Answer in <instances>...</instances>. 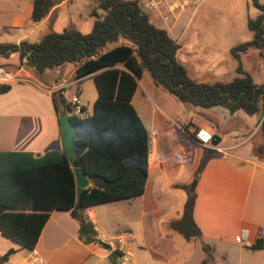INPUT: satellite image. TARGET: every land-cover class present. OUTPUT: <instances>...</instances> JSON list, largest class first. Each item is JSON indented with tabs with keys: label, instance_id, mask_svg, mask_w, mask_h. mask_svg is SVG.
<instances>
[{
	"label": "crops",
	"instance_id": "1",
	"mask_svg": "<svg viewBox=\"0 0 264 264\" xmlns=\"http://www.w3.org/2000/svg\"><path fill=\"white\" fill-rule=\"evenodd\" d=\"M21 1L23 16L14 15L13 23L3 27L7 33L13 30L20 33L11 45H18L22 41L35 43L46 33L64 29L89 33L94 23L91 11H101L96 9L94 0H85L88 21L84 28L77 23L74 11H63V7L74 0H56L47 16L39 23H33L29 19L33 0ZM137 1L142 10L147 9L146 15L153 25L166 30L178 44L186 40L190 17L182 27L178 22L184 15L193 12L189 0L180 3L176 0ZM1 42L10 44L8 41ZM181 52L180 47L176 59ZM257 52L264 60V51ZM182 60L177 59L187 70ZM18 64L20 60L17 54L0 57V67L7 70L14 71ZM75 69L72 64L55 67L42 74L31 69L34 84L11 83L9 91L0 94V159L14 158V154L42 155L50 143L59 142L58 118L63 108L58 103L54 104L53 96L44 88L76 80ZM145 74L148 73H144L140 80L146 81L151 96L147 95L145 89L139 88V80L131 104L148 135L147 177L140 197L103 204L120 207L119 224L113 230L114 236L107 238L103 234L97 235L100 244L83 243L78 239L77 220L69 212L52 211L32 250L20 247L0 232V256L13 250L7 260L0 264H109L112 252L110 244L117 250L129 253L131 260L133 253L125 251L128 245L133 244L131 232H140L134 239L139 241L148 260L158 264H200L205 256L201 244L213 247V264H264V249H250L257 239L264 238V158L254 155L255 144L251 138H234L240 132L251 131L250 128L240 129L233 124L235 131L232 140H229L223 135L225 132L219 121L231 123L235 118L238 122L242 121V116L238 114L241 111L230 114L225 110L226 114L215 107L202 109V112L199 110L201 108L182 103L184 116H179L175 107L159 103L158 91L161 90ZM71 88L74 87L62 91L65 101ZM86 106L83 114L90 116L92 111L88 113ZM255 123L252 128L257 125L256 120ZM197 131L220 137V150L202 147L195 138ZM205 153L208 155L207 161L198 179H195L194 174ZM194 180L196 198L193 218L202 237L200 240H186L170 228V223L180 218L186 200L185 191L178 186L190 187ZM103 205L85 211L97 234L108 232L107 225L114 226L115 223V219L105 214V208L99 207ZM122 233H129L126 238L129 241L121 238ZM242 235L245 236L243 239Z\"/></svg>",
	"mask_w": 264,
	"mask_h": 264
},
{
	"label": "trees",
	"instance_id": "2",
	"mask_svg": "<svg viewBox=\"0 0 264 264\" xmlns=\"http://www.w3.org/2000/svg\"><path fill=\"white\" fill-rule=\"evenodd\" d=\"M94 1L96 9L105 14L101 17L91 11L94 23L89 33L64 29L46 33L35 43L0 44V57L17 54L20 62L26 59L37 74L75 65L78 83L91 76L97 92L90 116H70L76 131L74 160L61 151L58 141L50 143L42 155L14 154L15 159H0V232L28 250L35 247L52 211L69 212L78 222V239L88 244L98 241L85 215L88 208L129 201L143 194L148 135L131 99L144 73L180 103L201 109L221 107L230 114L241 111L247 116L258 115L263 143L255 144L253 153L264 158V86L256 85L240 62V56L250 49L264 51V4L251 0L258 12L246 22L252 38L229 50L237 62L236 75L230 81L208 85L188 76L176 59L179 44L149 21L137 0ZM53 5L54 0H33L30 21H42ZM9 89V84H1L0 94ZM53 101L63 108L60 116L69 113L62 91L53 95ZM207 158L205 153L195 179ZM74 167H82L92 178L91 185L78 197ZM178 187L185 191L186 200L180 218L172 221L170 228L186 240H200L202 234L193 218L195 192L186 185ZM201 249L205 256L200 264H213V247L201 244ZM250 249H264V238L257 239ZM114 252L119 258L120 253ZM12 253L8 250L0 256V262ZM110 260L117 264V260Z\"/></svg>",
	"mask_w": 264,
	"mask_h": 264
},
{
	"label": "rangeland",
	"instance_id": "3",
	"mask_svg": "<svg viewBox=\"0 0 264 264\" xmlns=\"http://www.w3.org/2000/svg\"><path fill=\"white\" fill-rule=\"evenodd\" d=\"M56 1V0H54ZM167 1V0H165ZM181 2L182 0H176ZM192 4L190 7L193 9L191 15L188 13L184 15L178 22L179 26H183L186 23V19L190 17L188 22V29L186 33V40L179 42L182 52L177 55V59H183L187 68V74L191 79H194L196 83L212 85L217 81L231 80L235 74V68L237 62L229 53V48L246 41L251 40L252 33L247 29L246 22L248 19H254L257 15V10L253 7L251 0H189ZM259 3L264 4V0H257ZM176 3V2H174ZM193 6V7H192ZM64 13L67 11L75 12V19L77 23L82 24V27H87L88 21V8L85 4V0H74L72 4H68L63 7ZM145 14L147 9L142 10ZM103 17L105 14L103 11L97 13ZM14 15L20 17L23 16V3L21 0H1L0 1V44L1 41H8L10 44H14L16 38L19 36L18 30H13L7 33L3 30V27H9L13 23ZM83 28V29H84ZM31 41H34L33 37ZM240 62L242 68L247 72L255 84L264 86V60L259 56L258 52L254 49H250L246 54L240 56ZM11 63H14L12 61ZM146 78H149L148 74H145ZM78 91V97L81 105L86 106L87 112L92 111V102L96 97V90L92 79H81L76 86ZM76 88L70 89V95L77 90ZM140 89H145L147 95H150L146 81L140 80ZM159 103L166 106L175 107V111L179 116H184V110L182 109V103L178 102L171 95L158 91ZM67 100V101H68ZM66 101V102H67ZM219 109L224 110L219 107ZM203 112L202 109H199ZM227 114V111H225ZM242 116V121L238 122L235 118L233 121H220L224 134L229 140L233 138V124L242 129L248 127L251 129L249 132H240L238 135H234L235 139L251 138L254 144H262L263 138L260 133V123H258V115L250 118L244 115L242 112H238ZM83 116H85L83 114ZM257 121L255 128H252ZM212 150L219 149L218 145L213 146ZM220 150V149H219ZM99 207L105 208V214L108 217L115 219L114 226H108V232H98L97 235H105L107 238L114 236L113 230L117 228L116 224H119V205H103ZM104 214V215H105ZM133 233V244L128 245L125 251H131L133 253L130 262L123 263L121 259H117V264H158L151 260H148L146 253L141 250V245L138 240L134 238L139 235L140 232ZM129 237V233H122L121 238L124 240ZM129 241V239H126ZM138 243H137V242ZM109 264H113L109 260Z\"/></svg>",
	"mask_w": 264,
	"mask_h": 264
},
{
	"label": "built area",
	"instance_id": "4",
	"mask_svg": "<svg viewBox=\"0 0 264 264\" xmlns=\"http://www.w3.org/2000/svg\"><path fill=\"white\" fill-rule=\"evenodd\" d=\"M31 68L28 65L26 59H23L20 64H18L17 68L14 71L7 70L5 68L0 67V84H11V83H17V84H34L33 76L31 75ZM78 84V80H74L72 82L67 83H59L54 84L48 87H45V91L48 94H51L52 96L54 94H57L64 89L74 87L76 88ZM78 90H75V92L72 94L71 98L67 101V104L69 106V116L74 117H83V111L84 106L81 105L78 97ZM211 135L204 133L203 131H197L196 132V140L202 147L207 148H213L211 145ZM245 233V232H243ZM242 235V239H243ZM100 241V240H99ZM110 249L112 251H118L120 253L119 259L123 263H127L130 260V254L127 252H124L122 249H116L113 244H110Z\"/></svg>",
	"mask_w": 264,
	"mask_h": 264
},
{
	"label": "water",
	"instance_id": "5",
	"mask_svg": "<svg viewBox=\"0 0 264 264\" xmlns=\"http://www.w3.org/2000/svg\"><path fill=\"white\" fill-rule=\"evenodd\" d=\"M69 113L58 118L59 126H60V136H59V146L61 151L67 156L69 160H74L76 157L74 151V139L76 136L75 127L73 126ZM220 142V137L217 135H213L211 137V145L217 146ZM72 172L74 175V181L76 186V196L78 197L81 192L88 187L91 183L92 178L88 176L82 167H74L72 168ZM196 181L194 180L190 185V190L193 191L195 188ZM77 214H80V209H76ZM100 244V241H97ZM110 257L112 260H117L118 257L114 251L110 253Z\"/></svg>",
	"mask_w": 264,
	"mask_h": 264
}]
</instances>
